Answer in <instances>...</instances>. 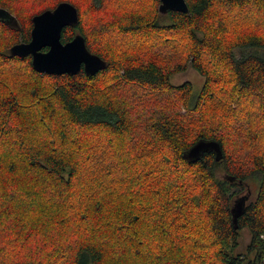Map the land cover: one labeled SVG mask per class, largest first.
<instances>
[{"label":"trees","instance_id":"obj_1","mask_svg":"<svg viewBox=\"0 0 264 264\" xmlns=\"http://www.w3.org/2000/svg\"><path fill=\"white\" fill-rule=\"evenodd\" d=\"M60 1L0 0V264H264V0H66L106 66L41 73L9 47Z\"/></svg>","mask_w":264,"mask_h":264},{"label":"water","instance_id":"obj_2","mask_svg":"<svg viewBox=\"0 0 264 264\" xmlns=\"http://www.w3.org/2000/svg\"><path fill=\"white\" fill-rule=\"evenodd\" d=\"M159 1L160 13H165L169 9L188 12L186 0ZM0 19L12 25L17 24L15 16L1 6ZM31 19L30 39L12 44L9 47L10 55L23 57L30 54L33 68L41 73L73 74L83 67L87 74H93L106 66V61L101 56L87 48L81 33L77 32L71 39L61 41L62 28L68 24H76L78 21V10L73 3L66 0L60 1L53 8H46L32 15ZM44 47L46 49H43ZM209 148L217 151V142L200 140L185 151V156L195 158L203 149ZM241 204L236 202L233 207L235 213H238Z\"/></svg>","mask_w":264,"mask_h":264},{"label":"rangeland","instance_id":"obj_3","mask_svg":"<svg viewBox=\"0 0 264 264\" xmlns=\"http://www.w3.org/2000/svg\"><path fill=\"white\" fill-rule=\"evenodd\" d=\"M170 80L173 83H181L185 80H188L192 83L193 90L196 92L200 89L202 82H203V76L196 71L191 65H188L184 70L178 71L173 73L170 76ZM219 177L223 176L222 171L217 172ZM246 190H244L240 195L247 194L248 199L254 198L257 191V182L251 178L247 179L246 181ZM250 240V232L249 230L244 227L240 229L239 233V244L236 247V252H246L247 251V245ZM253 254V252H250V256Z\"/></svg>","mask_w":264,"mask_h":264}]
</instances>
